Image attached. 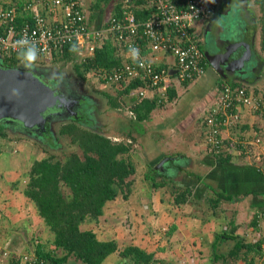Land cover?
<instances>
[{
    "label": "crops",
    "instance_id": "0c3cea01",
    "mask_svg": "<svg viewBox=\"0 0 264 264\" xmlns=\"http://www.w3.org/2000/svg\"><path fill=\"white\" fill-rule=\"evenodd\" d=\"M3 1L2 4L5 6L12 2L17 5L18 24L21 25L25 20L30 19L32 14L25 9L26 2L30 0ZM125 1L79 0L87 16L89 27L94 31L104 30L110 18L117 15L118 7ZM39 12L51 20L60 18L59 13L51 15L45 4L39 6ZM260 18V7L255 0H222L213 17L195 25L193 30L205 53L217 55L227 52L228 49L234 51L236 48L233 47L236 45L237 54L235 55V51L232 56L237 57L231 59H242L244 55L246 59L248 58L239 67L226 72V76L219 74L207 60L205 76L195 82L181 84L175 77L174 58L166 54H154L146 47L144 56L149 61L157 67H166L172 71L168 79V99L163 104L152 107L148 120L138 123L135 112L146 100L156 102V94H150L148 99L139 102L134 89L127 92L130 85H110L112 88L115 87L116 94H112V97L119 100L118 111H123L121 113L127 120L126 126L118 130L114 139L116 142L127 140L131 143L129 137L133 138L132 160L136 165L137 176L138 171H143V178L139 177L140 186L146 191L140 199L136 197L139 208L142 207V213H148L145 202L151 205L155 203L153 201L155 192L161 190L164 193L166 188L175 187L174 181L177 177L186 182L183 181L185 186L178 185V187L191 189L194 194L183 207L171 206L165 213H161L163 216L155 215L157 220L155 229L159 226V229L164 227L162 230L167 231V240L162 244L165 247L157 246L148 232L140 237L141 243L139 242L140 244H137L139 246L135 247L154 255L153 264H228V255L243 239L242 235L246 238L249 237L247 235L249 232L255 235L261 233L257 238L264 235V114L242 110L243 117L240 124L230 131L223 132L227 144L226 154L223 157L229 159L227 161L219 160L208 151L203 128V120L216 103L219 87L223 82L247 88L264 100V54L260 47ZM105 43L104 46L108 44L114 50L121 65L131 61V54L113 39L106 40ZM246 46L251 52L250 57H246L248 55ZM75 60L81 61L76 55ZM222 66L224 67L223 62ZM99 82L101 86L106 87L105 83ZM137 146L141 147L142 152L135 150ZM137 153L142 157L138 158ZM10 154L14 155L12 151ZM5 160L12 164L9 167L1 164L0 172L4 173V176L11 177L10 175H14L13 170H18L15 167L17 163L0 154V162ZM163 161H166L167 171L170 169L173 173H170L169 177L166 173L160 175L161 179H164L161 183L166 184V187L154 189L153 184L148 185L147 181L145 182V178L150 177L153 183L155 178L150 175V171L157 169ZM199 165L205 169L206 175L198 172ZM13 181H0V188L9 189L7 193L0 192V264H13L14 258L18 260L23 256H30L29 253L33 252L30 243L32 239L30 241L27 233L36 236L40 231L45 235L47 232L50 239L45 244L48 245L47 250L54 249L51 244L52 234L39 217L33 203L23 194L25 180L16 183ZM204 185L206 195L200 194L198 198L196 194L203 192L200 191V188L202 189L200 186ZM212 189L227 198V201H221L216 211L210 204V201L216 198L213 197ZM169 195L174 202V196L171 193ZM131 199L132 196L127 203L134 201ZM109 204L112 202L105 207L103 217H108L110 223L106 220V224L113 227L114 223L120 220L116 215L109 217V209L113 207ZM181 209L183 210L179 212L178 210ZM226 210H229L230 214L226 213ZM2 220L3 222L7 220L10 226L8 229L4 228ZM23 225L26 230L21 227ZM97 235L99 237V234ZM230 244H233V248ZM62 255V252H59L58 256ZM248 258V263L241 260L236 264L238 262L262 264L264 252L253 251L248 254ZM111 262L126 264L125 260L116 253L108 257L104 264ZM63 264L82 263L69 258Z\"/></svg>",
    "mask_w": 264,
    "mask_h": 264
},
{
    "label": "built area",
    "instance_id": "2783aa9c",
    "mask_svg": "<svg viewBox=\"0 0 264 264\" xmlns=\"http://www.w3.org/2000/svg\"><path fill=\"white\" fill-rule=\"evenodd\" d=\"M131 1L122 4L120 14L111 17L104 30L94 31L79 0H30L25 9L32 15L21 25L17 22V5L12 2L5 6L0 0V54L3 59H18L24 53L51 59L72 47L80 63H87L106 40L113 39L132 59L111 71H99V81L120 86L140 82L142 85L134 89L139 102L156 94L155 103L163 104L168 99L172 71L149 61L144 56L146 47L154 54L174 58L179 83L201 79L207 71V57L193 29L213 17L222 0H142L151 10L143 22L138 20ZM42 4L51 15L59 13L60 18L51 20L42 15ZM242 110L264 114V100L247 88L221 83L216 103L203 120L205 143L214 156L226 154L223 132L240 124ZM38 261L34 255L21 258L22 264Z\"/></svg>",
    "mask_w": 264,
    "mask_h": 264
},
{
    "label": "trees",
    "instance_id": "16d2710c",
    "mask_svg": "<svg viewBox=\"0 0 264 264\" xmlns=\"http://www.w3.org/2000/svg\"><path fill=\"white\" fill-rule=\"evenodd\" d=\"M131 2L138 20L142 22L147 20L151 10L145 3L142 0ZM255 2L261 11L260 47L264 54V0H255ZM121 8L122 5L118 7L117 15L120 14ZM75 55L76 50L71 47L65 50L61 58L71 62L75 60ZM22 56L29 57V54L24 53ZM1 64L8 68L17 67L19 60L5 57ZM120 66L121 61L115 56L111 46L107 44L97 49L92 60L75 65V69L77 74L83 77L89 71L98 74L99 71H111ZM82 68L85 70L83 71ZM140 85L142 83L134 82L127 92L129 93ZM108 97L110 108L118 111L119 100ZM155 105V102L148 100L143 102L136 109V121L141 123L148 120L149 113ZM80 108L78 113L83 115L84 112ZM78 113L75 116L65 115L56 119L71 120L61 126L58 134L60 138H69L70 144L78 147L81 154L72 152L63 159L55 155L35 159L26 174L29 182L24 187L23 194L33 203L39 217L52 234L51 244L54 247V251L47 250L48 245L32 240L30 243L33 246V252L29 254L38 258L39 261L36 264L40 262L63 264L69 258H74L82 264H104L106 259L115 253H119L126 264H153L154 255L147 254L138 247L129 246L120 251L116 240L101 241L93 230L82 229L83 224L87 222L100 223L109 202L118 199L129 200L134 185L131 179L136 174V165L132 160L133 138L129 137L131 143L126 140L116 142L102 133L86 129L84 128L86 123L91 122L82 116H77ZM8 137L4 126L0 125V154L7 145L5 142L8 141ZM40 139L54 149L58 146L56 141H52L54 137L48 125L47 131ZM223 156L217 158L221 161L229 160ZM153 186L158 189L166 187V184L154 182ZM170 188L172 189L170 193L175 198L174 204L177 206L186 205L194 195L191 189L173 188L172 186ZM212 190L216 198L210 199V204L211 208L216 211L221 201H227V198L215 189ZM260 249L261 243L253 245L240 241L229 253L228 260L233 262L232 264L241 260L248 263V254L253 251H262ZM59 252L63 255L58 256ZM13 264H22L21 259L14 258Z\"/></svg>",
    "mask_w": 264,
    "mask_h": 264
},
{
    "label": "rangeland",
    "instance_id": "374dc122",
    "mask_svg": "<svg viewBox=\"0 0 264 264\" xmlns=\"http://www.w3.org/2000/svg\"><path fill=\"white\" fill-rule=\"evenodd\" d=\"M17 60H19L18 67L20 68L27 67L32 70L42 71L55 78L57 82L64 84V88H66L69 92H73V94L79 99V103L81 104V108L80 107L79 108L82 109L84 112L83 115L78 113L77 116H82L84 119L91 122V123H86L84 128L89 129L91 131L102 133L105 136L114 139V137H116L117 135L118 130L123 129L126 126L125 124L127 120L125 116L121 113L123 111L119 112L110 108V100L108 96L114 98L112 97L113 96L112 94L114 93L116 94L114 89L115 87L112 88V86L110 85H106V87L101 86L98 79L99 74H97L94 71H91L89 73L86 72L87 74L85 73L83 77L79 76L75 69V65H80L79 60H73L70 62V61H65L62 58L49 59L47 57L44 58L37 56L35 54H34V58L32 59H29V57L27 56H22ZM53 82H55L54 84H56V81ZM77 101L78 100H76V102ZM82 110L80 111L82 112ZM70 121L71 120L69 119L62 118V119H55L49 124V129L54 137L52 141H56L58 143V146L55 149L50 147V144L43 142L41 139L35 138L33 136H29L25 132L21 133L20 130L17 131L11 128L10 126L3 125L5 128V132L8 134L9 137H8V141L5 142L7 145L5 148H3L2 155L6 156V158L11 159L12 162L17 163L15 164V167L18 170L16 171L13 170L14 175H10L11 177H9L8 175L4 176V173L1 174L0 172V181L14 180L15 182L14 181L13 182L16 183L24 179L27 185L29 179L26 177V174L28 173L27 172L28 169L30 170L33 164L32 162L35 159L46 158L50 155H55L59 159H63L67 154H70L72 152H78L79 154H81V151L78 147L72 146L70 144L69 138L67 137L60 138L58 134L61 126L63 124L69 123ZM136 148L137 149L135 150H138L139 153L142 152L141 147L137 146ZM10 151H12L14 155L10 154ZM139 153H137L138 154L137 156L138 158H141L142 155ZM14 156L16 157L14 158ZM136 160L140 162V160L138 159ZM1 164L9 167L12 163L10 161L5 160L0 162V165ZM167 168L168 167L164 165L163 167L159 168V170L158 168L157 169L155 168L153 169V171H150V175L155 178L153 183L164 182V179L162 180L160 176L162 174L166 173L167 174L166 176L168 177L171 176L173 172L170 169H168L167 171ZM198 172L200 174L206 175L205 169H203L201 165H199L198 167ZM142 174L143 171H138V176L137 174H135L131 179L135 182L133 185L134 188L132 189V193L130 195V197L132 196L131 200L134 201L127 203L125 199H118L113 201L112 204H109V205H113V207L109 209L108 212L109 217L115 215L118 216L120 220L118 223L117 222L114 223L113 227L110 226V224H108L109 225L108 226L106 224L107 223L106 220H108V223H110L109 219H107L108 217L105 218L102 217L101 218L102 223L96 224L94 222L92 223L90 222L87 223L86 225H83L82 229H92L93 231L96 232V234H99L98 238L101 241H111L110 239H113L116 240L117 243L119 244V239H120V244H119L120 251L129 246H139L137 244L141 243L140 240L142 239H140V237L142 236V234H146L145 232H148L150 237L153 238L152 240H154V242L157 243V246L159 245V247L160 246L165 247V245L162 244H164L165 241L167 240L166 238L167 231L162 230V228L164 227L159 229V226L157 229H155V225L157 221L155 215L157 214V216H163L162 214L165 213L168 207L175 206L173 202V198L169 195L171 188L170 187L166 188V191L164 193H162L163 191L161 190L159 192L158 191L155 192L153 196L154 197L153 201H155V203H152L151 205L148 202H145V207L147 208L146 211L148 213H142L141 211L142 207L139 208V203H137L138 202L137 198L140 199V196H142L143 193L145 194L146 191L145 189L144 190L142 189V186H140L141 180L139 179V177L143 178ZM206 178L207 177H205V179ZM150 180H151L150 177L145 178V182L147 181L146 183L148 185L153 184ZM183 181L178 177L175 178L174 186L176 188H181L178 187V185L182 187L185 186L186 182L184 181L185 182L184 183ZM26 185L24 187H26ZM8 186H10V183H8ZM200 187H202V189L200 188V191L203 192H199L196 194L198 198L200 197V194L206 195L205 193L206 189L204 188L205 185ZM2 188L3 187L0 188V192L2 191V193L4 192L7 193L9 190L6 187L4 189ZM209 192L212 193L211 191ZM156 193L158 195H156ZM213 197H215L214 194ZM146 208H144V211ZM179 208H181V206H179ZM182 210L183 209L178 211L181 212ZM227 212H229L230 214L229 210H226V213ZM3 226L5 229L6 228L8 229V227H10L8 226L7 220L3 222ZM21 227H24L23 229L25 230L27 229L25 225ZM247 235L249 236L248 238L242 235L241 237L245 240L242 239L241 241L244 244H253V245L257 243H261V248L262 251L264 252V247H263L264 235L259 236L258 238H257L258 236L257 234L255 235L250 232L247 233ZM27 236L30 238V241L32 239L35 240V242L38 241L39 244L40 243L46 244V242L50 240L47 232L45 235V234H41L40 231V233H38V235L36 236L34 234L27 233ZM142 242L146 243V241H142ZM140 246L144 247V245H140ZM230 247L233 248V244H230ZM211 249L208 250L211 251ZM116 254L118 255L119 253ZM232 263L233 262H229L228 264H232ZM110 264H113V262H111ZM238 264L241 263L238 262Z\"/></svg>",
    "mask_w": 264,
    "mask_h": 264
},
{
    "label": "water",
    "instance_id": "95a60500",
    "mask_svg": "<svg viewBox=\"0 0 264 264\" xmlns=\"http://www.w3.org/2000/svg\"><path fill=\"white\" fill-rule=\"evenodd\" d=\"M233 48L236 49H228L227 52L217 55L205 53L209 63L223 76L248 59L244 55L242 59L232 60L231 57H237L232 55L235 51V55L237 54L238 47L234 45ZM246 48V57H250L249 47ZM2 60L0 54V125L18 127L25 133L44 134L47 125L66 115L65 109L69 108L71 102L57 90L52 80L45 78L38 71L4 67ZM166 161L160 163L158 169L163 167Z\"/></svg>",
    "mask_w": 264,
    "mask_h": 264
},
{
    "label": "flooded vegetation",
    "instance_id": "af4514ba",
    "mask_svg": "<svg viewBox=\"0 0 264 264\" xmlns=\"http://www.w3.org/2000/svg\"><path fill=\"white\" fill-rule=\"evenodd\" d=\"M21 68L29 69L27 67H21ZM38 72L41 73L42 75H44L45 78H47L49 80L56 81L55 86H56L57 90L60 91V93H63V96H65L68 99V101L71 102V105L69 106V108L65 109V114L68 116H75L76 113H78L79 107H81V104L79 103V99L73 94V92H69L66 88H64V84L57 82V80L55 78H53L52 76H50V75H48L42 71H38ZM76 100H78V101L76 102ZM11 128H13L17 131L20 130L21 133H24L23 130L19 129L18 127L13 126ZM26 134H28L29 136H33L35 138H38V139H40V137H43V134H31L29 132Z\"/></svg>",
    "mask_w": 264,
    "mask_h": 264
},
{
    "label": "clouds",
    "instance_id": "9594fccd",
    "mask_svg": "<svg viewBox=\"0 0 264 264\" xmlns=\"http://www.w3.org/2000/svg\"><path fill=\"white\" fill-rule=\"evenodd\" d=\"M32 58H34V54L30 53L29 54V59H32Z\"/></svg>",
    "mask_w": 264,
    "mask_h": 264
}]
</instances>
